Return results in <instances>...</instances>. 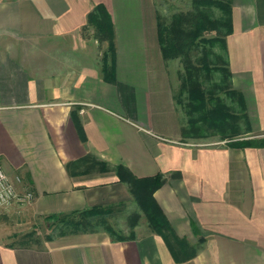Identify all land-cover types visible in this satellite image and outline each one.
I'll return each instance as SVG.
<instances>
[{"label":"crops","instance_id":"crops-1","mask_svg":"<svg viewBox=\"0 0 264 264\" xmlns=\"http://www.w3.org/2000/svg\"><path fill=\"white\" fill-rule=\"evenodd\" d=\"M96 4L114 26L109 81L93 45H80ZM157 15L155 0H0V165L18 192L33 194L23 207L32 221L134 200L117 166L136 178L161 174L153 198L195 256L176 261L152 231L124 241L68 231L38 243L0 228V264H264V148L190 131ZM229 19L232 91L250 132L264 133V0H229ZM48 45L66 60L52 66L34 54Z\"/></svg>","mask_w":264,"mask_h":264},{"label":"rangeland","instance_id":"rangeland-1","mask_svg":"<svg viewBox=\"0 0 264 264\" xmlns=\"http://www.w3.org/2000/svg\"><path fill=\"white\" fill-rule=\"evenodd\" d=\"M155 5L158 24L161 29H166L163 39L173 40L180 47L172 58L164 60L174 85L175 99L189 122L190 131L222 136L226 139L224 145L227 140L264 137V133L250 132L244 109L238 107L239 97L232 91L224 44L226 36L230 34L229 0H155ZM198 23L203 26V32L191 39ZM80 40L81 46L93 45L97 52L94 60L98 65L102 64L105 44L96 32L88 26L81 31ZM81 46H77L79 51ZM44 49H38L34 54L43 52L37 55L49 60L52 66L64 56L54 45ZM60 59L66 60V56ZM218 122L223 125H218ZM258 122H262V119L252 120V127L257 126ZM24 206L15 204L0 209V228L6 235L25 234L39 243L41 239L74 229L72 224L61 222L59 218L32 221L24 216ZM110 209V215L103 221L100 218L89 219L90 230L109 232L116 239L151 231L134 200L110 206ZM134 220L136 222L131 229Z\"/></svg>","mask_w":264,"mask_h":264},{"label":"trees","instance_id":"trees-1","mask_svg":"<svg viewBox=\"0 0 264 264\" xmlns=\"http://www.w3.org/2000/svg\"><path fill=\"white\" fill-rule=\"evenodd\" d=\"M87 25L96 32L100 41L105 44L101 71L103 79L109 81L113 79V65L111 63L113 62V56L115 53V32L111 18L102 4H96L92 11L88 14ZM203 29V26L198 23L195 26L191 39L199 37L203 32ZM173 30L174 28L171 29V31ZM157 31L162 57L164 59L172 58L174 56L173 53L179 50L180 47L176 46L173 40L168 39L166 41L163 39V31H166V29H161L159 24ZM78 131L83 138V132L80 126H78ZM228 145L236 149L264 148V137L229 141ZM115 172L119 182H124L129 185L134 202L138 209L142 212L149 229L155 234L161 236L174 259L176 261L192 259L196 254V249L190 247L184 240L178 239L174 235L165 217L163 216L161 209L157 206L153 198L154 192L164 183L163 176L161 174H157L153 177L136 178L130 171L122 166L115 167ZM173 176L178 177V174H173ZM110 212L111 209L109 206L104 208L86 209L81 212L56 218H59L61 222L72 224L71 226L74 228L72 231L86 232L90 230L89 219L100 218L103 221L110 215ZM75 218H77V220H74ZM47 219L51 220L53 218L49 217ZM135 222L136 220H134V222L130 225L131 229L134 228ZM133 238L132 234H130L128 238H119V240L124 241Z\"/></svg>","mask_w":264,"mask_h":264},{"label":"built area","instance_id":"built-area-1","mask_svg":"<svg viewBox=\"0 0 264 264\" xmlns=\"http://www.w3.org/2000/svg\"><path fill=\"white\" fill-rule=\"evenodd\" d=\"M16 183L20 182L18 177L15 178ZM34 196L31 192H18L14 183L4 172L0 165V209L11 205H24L33 200Z\"/></svg>","mask_w":264,"mask_h":264}]
</instances>
